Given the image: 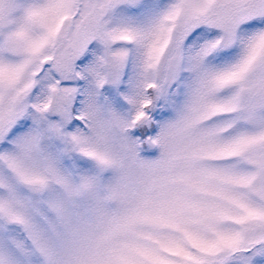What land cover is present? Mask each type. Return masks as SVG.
<instances>
[{
    "label": "snow or ice",
    "instance_id": "snow-or-ice-1",
    "mask_svg": "<svg viewBox=\"0 0 264 264\" xmlns=\"http://www.w3.org/2000/svg\"><path fill=\"white\" fill-rule=\"evenodd\" d=\"M0 264H264V0H0Z\"/></svg>",
    "mask_w": 264,
    "mask_h": 264
}]
</instances>
